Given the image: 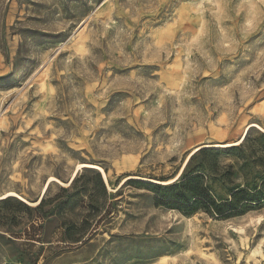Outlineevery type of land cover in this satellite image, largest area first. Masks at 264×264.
Masks as SVG:
<instances>
[{
  "label": "rangeland",
  "instance_id": "obj_1",
  "mask_svg": "<svg viewBox=\"0 0 264 264\" xmlns=\"http://www.w3.org/2000/svg\"><path fill=\"white\" fill-rule=\"evenodd\" d=\"M7 192L0 264H264V0H0Z\"/></svg>",
  "mask_w": 264,
  "mask_h": 264
},
{
  "label": "trees",
  "instance_id": "obj_2",
  "mask_svg": "<svg viewBox=\"0 0 264 264\" xmlns=\"http://www.w3.org/2000/svg\"><path fill=\"white\" fill-rule=\"evenodd\" d=\"M206 152L205 150H202L200 153H204ZM195 155V154H194ZM194 155L189 159L188 165L191 162L192 158L194 157ZM186 178V179H185ZM184 179V185L186 184V187L184 188V194L183 195H179L176 193V189H177V184L175 186L172 187H168L165 188V190H167L169 192L170 197H168V201L165 202V205L170 206L172 208H181L179 202H183L188 201V199L186 200L187 196H192L193 198H196L193 202V204H191L190 206H188V209L192 210L196 209V202L200 203L201 198L203 196L202 192H201V188H200V184L198 183V181H196V178L194 177H185ZM205 200H204V209H206L207 211L210 209H217V206L214 204V202L211 200L210 196L208 194H205Z\"/></svg>",
  "mask_w": 264,
  "mask_h": 264
},
{
  "label": "bare ground",
  "instance_id": "obj_3",
  "mask_svg": "<svg viewBox=\"0 0 264 264\" xmlns=\"http://www.w3.org/2000/svg\"><path fill=\"white\" fill-rule=\"evenodd\" d=\"M252 127H255V128H258L259 130H262L258 125L251 124V125H249V126L244 130V133H243V135L241 136V138L239 139L238 142L230 143V144H226V145H212L211 147H212V148H228V147H232V146L238 145L239 143H241V142L244 141V139H245V137H246V134H247L248 130H249L250 128H252ZM224 144H225V143H224ZM200 148H203V147H198V148L194 149V150L188 155V157L186 158L185 162H187V161L189 160V158H190V157H191L196 151H198ZM185 162H184V164H185ZM184 164H183V165H184ZM81 168H89V169H92V170L97 171L98 173H100V174L102 175V178H103L104 182L107 184L106 174L104 173V171H103L100 167H98V166H96V165H93V164H80V165H78V166L76 167V169L73 171V173H72V175H71V177H70V179H69L67 185L70 184V183H72V181L74 180V178H75V176H76L78 170H80ZM139 179H140V178H139ZM140 180H141V179H140ZM142 180H143V179H142ZM52 181L59 182L58 180H56V179H54V178H50L49 181H48V184H49L50 182H52ZM147 181H149V180H147ZM150 182H152V181H150ZM59 183H60V182H59ZM168 183H169V182H168ZM168 183L166 182L165 184H168ZM48 184H47V185H48ZM161 184H163V183H161ZM46 188H47V187L45 186V188H44V190H43V193H42V196L44 195ZM42 196L40 197V199H39L38 201L35 202V205L38 204V203L41 201ZM8 197H14V198H17L18 200H20V201L26 203V204H30L28 201H26L24 198H22L21 196H19L18 194L14 193V192H7V193L1 195V196H0V201L6 199V198H8Z\"/></svg>",
  "mask_w": 264,
  "mask_h": 264
}]
</instances>
